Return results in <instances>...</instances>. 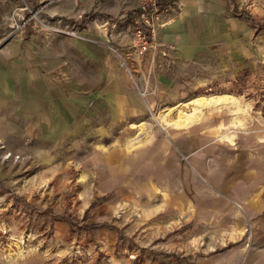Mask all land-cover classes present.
<instances>
[{"label":"crops","instance_id":"1","mask_svg":"<svg viewBox=\"0 0 264 264\" xmlns=\"http://www.w3.org/2000/svg\"><path fill=\"white\" fill-rule=\"evenodd\" d=\"M31 1L36 6L47 1L42 11L48 15L72 18L81 37L34 29L0 46V141L21 136L25 124L40 123V113L54 115L53 125L57 122L68 131L95 122L101 141L114 144L108 155L102 154L107 167L103 172L123 181L134 174V165L139 174L174 176L173 184L166 185L174 192L167 205L174 209L179 226L189 225L178 236L198 244L161 264H264L263 153L216 151L217 136L191 124L165 127L174 131L175 148H169L159 133H139V141L144 138L142 143L149 144L143 150L153 148L155 156L135 155L125 147L141 123L144 130L149 128L147 105L157 111L188 102L195 96L193 90L210 80L207 61L213 59L214 69H220L227 43L219 41L230 38L224 29L226 0H175L178 6L162 18L153 48L142 58L133 52L126 55L134 74L151 66L145 100L110 49L123 52L131 40L126 16L131 8H124L122 0H81L85 8L75 12V0H59L57 8L56 0ZM17 6L16 0H0V34L7 31L5 19ZM13 27L22 29L20 24ZM122 128L121 134L114 133ZM118 144L123 145L115 147ZM154 168L157 173L151 171Z\"/></svg>","mask_w":264,"mask_h":264},{"label":"rangeland","instance_id":"2","mask_svg":"<svg viewBox=\"0 0 264 264\" xmlns=\"http://www.w3.org/2000/svg\"><path fill=\"white\" fill-rule=\"evenodd\" d=\"M16 1V12L5 19L8 27L0 34V46L34 29L55 35H66L63 31L70 30L80 36L72 18L42 11L47 1L37 6L30 0ZM61 2L56 0L54 6ZM73 2L74 12L85 8L84 1ZM137 2L122 0V6L133 9ZM226 3L224 29L230 38L219 41L227 43L222 48V66L215 70L214 60H208L210 80L200 83L191 94L227 93L238 101L198 110L187 105L186 112L193 114L186 125L178 127L191 124L193 129L214 133L216 151L225 154L241 149L264 154V0ZM237 14L241 18H236ZM15 24L22 29L15 30ZM120 65L126 69L121 59ZM164 109L152 114L148 111L145 120L149 128L144 130L141 123L125 147L135 155L155 156L153 148L143 150L149 144L137 137L146 131L147 136L159 133L167 138L169 148H175L174 131L154 117ZM235 116L242 119L240 124L229 122ZM50 117L40 113V123L25 124L21 136L12 134L0 141V264H161L198 244L178 236L189 225L179 226L174 209L167 205L174 192L166 189L174 176L139 174V167L131 165L134 174L118 180L103 172L107 167L102 154L108 155L114 144L101 141L95 122L92 127H71L68 131L57 127V122L53 125L54 115ZM176 117L178 110L173 109L169 118ZM123 129L114 133L121 134ZM159 163L157 158L158 167ZM245 232H250L249 225Z\"/></svg>","mask_w":264,"mask_h":264},{"label":"built area","instance_id":"3","mask_svg":"<svg viewBox=\"0 0 264 264\" xmlns=\"http://www.w3.org/2000/svg\"><path fill=\"white\" fill-rule=\"evenodd\" d=\"M177 6L175 0H138L136 7L133 8V13L128 18L129 31L131 33L130 44L123 52L110 46V49L115 55L121 59V64L126 68L136 91L144 100L150 90L149 81L152 72L151 66L147 65L143 74H134V71L129 69L126 55L129 52H133L139 58H142L151 48H153V41L156 32L163 25L162 18ZM63 33L71 36L76 35L75 32L70 30H64ZM147 107L149 113L152 114L154 110L148 105Z\"/></svg>","mask_w":264,"mask_h":264},{"label":"bare ground","instance_id":"4","mask_svg":"<svg viewBox=\"0 0 264 264\" xmlns=\"http://www.w3.org/2000/svg\"><path fill=\"white\" fill-rule=\"evenodd\" d=\"M238 99L235 98L233 95L231 94H227V93H221V94H200L198 96H195L194 98H192L190 100V102L187 103H178L177 105H175L172 108H167L161 111H158L154 117L158 120V122L160 123L161 126L164 125H174L175 127L178 126H184L186 125L189 121H190V115L188 114L186 111V107L187 105H190L191 109H196L198 110V108L201 107H206V106H210V105H217V104H228V103H233V102H237ZM177 109L178 110V117H176L175 119H170L169 115L171 114L172 110ZM195 110V111H196ZM231 123L233 124H240L242 122V119L240 117L235 116V118L230 119ZM229 140H231L230 136H226Z\"/></svg>","mask_w":264,"mask_h":264},{"label":"trees","instance_id":"5","mask_svg":"<svg viewBox=\"0 0 264 264\" xmlns=\"http://www.w3.org/2000/svg\"><path fill=\"white\" fill-rule=\"evenodd\" d=\"M133 9H131V10H129L128 12H127V17L129 18V16L133 13ZM94 15V13H89L88 14V16H90V17H92ZM236 17H238V18H241V15L240 14H237V15H235Z\"/></svg>","mask_w":264,"mask_h":264}]
</instances>
